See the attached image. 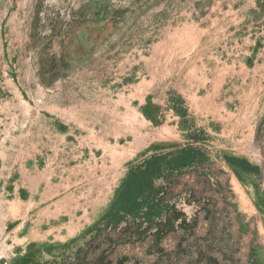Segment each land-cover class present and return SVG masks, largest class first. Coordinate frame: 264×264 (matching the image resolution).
<instances>
[{"label":"crops","instance_id":"crops-1","mask_svg":"<svg viewBox=\"0 0 264 264\" xmlns=\"http://www.w3.org/2000/svg\"><path fill=\"white\" fill-rule=\"evenodd\" d=\"M192 1L131 60L110 105L102 81L29 89L0 73V234L11 254L76 242L153 146L192 145L195 163L157 185L173 204V188L223 169L247 196V222L260 214L249 247L264 264V0Z\"/></svg>","mask_w":264,"mask_h":264},{"label":"rangeland","instance_id":"rangeland-1","mask_svg":"<svg viewBox=\"0 0 264 264\" xmlns=\"http://www.w3.org/2000/svg\"><path fill=\"white\" fill-rule=\"evenodd\" d=\"M193 3L0 0V73L22 79L29 89L36 83L95 89L88 82L102 81L108 92L101 104L110 105L131 60L146 55L166 23ZM228 179L216 168L211 178H196L179 193L173 188L172 205L184 215L162 238L156 227L131 240L95 228L66 246L37 247L30 264H255L249 246L257 239L260 214L247 222V196L240 201ZM23 257L10 254L0 264H22Z\"/></svg>","mask_w":264,"mask_h":264},{"label":"trees","instance_id":"trees-1","mask_svg":"<svg viewBox=\"0 0 264 264\" xmlns=\"http://www.w3.org/2000/svg\"><path fill=\"white\" fill-rule=\"evenodd\" d=\"M153 148L155 152L151 157L131 168L118 188L109 209L93 228L98 229V234L105 232L109 237L115 233L131 240L148 234L156 227L158 237L162 238L167 231L175 228L176 221L184 215L168 202L165 197L167 191L157 185V181L160 178L170 179L173 174L193 165L200 152L192 145L177 152H164L159 146ZM225 160L233 166L245 167V163L235 157L225 156ZM165 215L167 218L163 220ZM36 248L31 247L20 262L30 264Z\"/></svg>","mask_w":264,"mask_h":264},{"label":"built area","instance_id":"built-area-1","mask_svg":"<svg viewBox=\"0 0 264 264\" xmlns=\"http://www.w3.org/2000/svg\"><path fill=\"white\" fill-rule=\"evenodd\" d=\"M11 246L7 243V241L1 237L0 234V263L2 260H5L11 254Z\"/></svg>","mask_w":264,"mask_h":264}]
</instances>
